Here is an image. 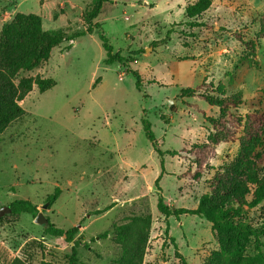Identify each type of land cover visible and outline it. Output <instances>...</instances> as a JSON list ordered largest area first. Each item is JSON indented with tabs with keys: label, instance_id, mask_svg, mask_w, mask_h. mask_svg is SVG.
<instances>
[{
	"label": "rangeland",
	"instance_id": "rangeland-1",
	"mask_svg": "<svg viewBox=\"0 0 264 264\" xmlns=\"http://www.w3.org/2000/svg\"><path fill=\"white\" fill-rule=\"evenodd\" d=\"M92 1L0 0V31L18 14L40 16L45 31L84 30ZM196 1L109 0L93 34L20 74L56 85L44 93L34 86L20 102L23 117L0 129V209L21 200L37 207L0 218V264H246L256 255L252 238L216 231L198 215L165 216L158 206L159 195L188 210L229 201L227 167L241 138L264 121V0H211L190 19L186 8ZM101 33L135 62L107 65ZM127 68L140 75L141 91ZM232 96L237 107L212 104ZM257 152L264 173V134ZM248 192L239 184L233 194ZM39 213L79 229L76 262L73 244L47 234ZM235 219L262 226L264 201Z\"/></svg>",
	"mask_w": 264,
	"mask_h": 264
},
{
	"label": "trees",
	"instance_id": "trees-1",
	"mask_svg": "<svg viewBox=\"0 0 264 264\" xmlns=\"http://www.w3.org/2000/svg\"><path fill=\"white\" fill-rule=\"evenodd\" d=\"M109 0H93L90 8L84 14V30L76 31L71 34L62 29L48 30L43 29V20L40 16L30 14H18L15 18L3 25L0 31V129L7 127L14 121L22 118L24 111L21 107L22 102L37 86L41 93L52 89L56 82L53 79H44L37 75L35 77H20L22 72H31L49 62L52 50L62 43H69L64 49L70 50L72 43L79 37L91 35L96 28L101 27L94 21L100 15L102 8ZM211 0H197L194 4L187 6L186 16L190 19L196 18L204 13L210 6ZM102 46L106 52L105 63L113 65L120 63L127 67L128 63L135 62V58H127L120 53H114V48L109 39L100 34ZM132 72L136 78V87L142 90V79L138 72L126 69ZM191 90H184V93H190ZM238 96H232L226 100H212V104L225 109L227 106L237 107ZM172 109L174 107L172 106ZM215 127L218 123L211 120ZM264 121L256 128V133L245 135L241 138V147L237 159L227 167L224 175L225 185L229 187L232 193L231 199L223 204L215 206V211L211 206L200 204L194 210L170 207L165 204L163 197L159 195L158 206L165 216L180 217L181 215H198L209 221L214 230L220 232L234 233L240 238H252L256 247V255L247 259L246 264H264V224L260 227H252L243 222L237 221V215L243 207L254 208L264 201V173L258 168V157L263 153L257 152L260 145V139L264 134ZM144 132L151 141L155 150L162 155L158 148V142L152 130L151 123L143 120ZM207 147V146H205ZM248 188L249 192L243 196L233 194L238 191V186ZM60 190L48 198V201L54 202L59 197ZM11 213L21 215L24 213L35 214L37 207L29 201H16L8 206ZM79 229L77 227L70 229L58 228L52 224L47 225L46 233L63 237L66 242L73 244L72 260L76 262V248L81 244L76 237ZM104 237V236H103ZM86 246H88L86 244ZM13 264H26L21 260H16Z\"/></svg>",
	"mask_w": 264,
	"mask_h": 264
},
{
	"label": "water",
	"instance_id": "water-1",
	"mask_svg": "<svg viewBox=\"0 0 264 264\" xmlns=\"http://www.w3.org/2000/svg\"><path fill=\"white\" fill-rule=\"evenodd\" d=\"M47 206H43V209H46ZM11 213L10 208L8 207H3L0 209V218L3 217L4 215ZM36 222L42 225H48V220L45 218L43 213H39L38 216L36 217Z\"/></svg>",
	"mask_w": 264,
	"mask_h": 264
}]
</instances>
